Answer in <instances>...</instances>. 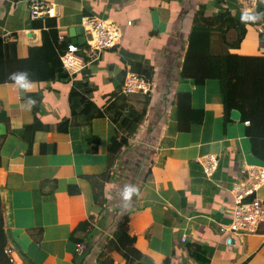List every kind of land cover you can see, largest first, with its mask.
Listing matches in <instances>:
<instances>
[{
    "label": "crops",
    "instance_id": "obj_1",
    "mask_svg": "<svg viewBox=\"0 0 264 264\" xmlns=\"http://www.w3.org/2000/svg\"><path fill=\"white\" fill-rule=\"evenodd\" d=\"M44 1L54 10L50 19L58 37L71 39L70 44H85V33L80 45L81 35L71 38L69 30L81 28L82 18L89 16L119 24L123 38L118 47L102 51L97 62L68 83L33 82L23 94L12 82L0 84V214L22 251L21 256L16 250L7 251L11 263L73 264L76 252L69 237L93 213L92 185L107 169L115 123L96 118L90 125L74 124L72 84L87 82L96 87L91 101L104 109L123 78L141 65L153 72L146 116L112 169L113 181L105 187L107 216L95 226L93 247L83 264H124L117 253L99 255L105 242L94 248V238L111 239L116 221L125 214L134 247L141 254L140 264L165 260L170 264H264V224L254 235L221 232L231 223L228 192L240 171L248 165L264 168L262 158L253 155L248 123L240 119L238 107L224 113L218 81L180 77L189 33L200 9L205 18L227 10L246 24L242 42L229 53L264 57V31L259 32L264 25V0ZM246 15L258 18L248 20ZM33 24L29 0H0V40L6 35L14 38L7 44L17 59L41 46L44 28H33ZM227 36L232 41L234 32ZM29 98L36 101L31 110L24 104ZM128 98L136 110L142 108L145 96ZM63 121L69 127H60ZM91 137L97 138L96 146L89 145ZM259 152L263 156L264 145ZM205 155L218 159L211 181L198 163ZM124 181L135 189L127 200L119 186ZM258 195L264 201V186ZM230 243L234 248H229Z\"/></svg>",
    "mask_w": 264,
    "mask_h": 264
},
{
    "label": "trees",
    "instance_id": "obj_2",
    "mask_svg": "<svg viewBox=\"0 0 264 264\" xmlns=\"http://www.w3.org/2000/svg\"><path fill=\"white\" fill-rule=\"evenodd\" d=\"M212 1L220 3L223 0ZM203 10L200 9L199 14H195L180 77L182 80L218 81L224 113L235 107L242 111L240 119L248 123L246 133L252 144L253 155L264 161V154L261 156L259 152L261 145H264V57H246L229 53V49L238 48L242 42L246 24L235 19L227 10H222L210 18L203 16ZM33 22V28L41 29L42 26L44 28L42 43L39 47L30 48L26 58L17 59L13 47L0 40V84L10 83V74L20 71L28 72L32 82H70L74 75H68L63 69L59 55L67 49L71 39L60 43L55 22L50 18ZM224 26L226 27L223 29ZM230 30L234 32L232 41L227 36ZM136 74L150 81L153 72L150 67L138 65ZM123 82L124 78L118 92L112 94L113 101L104 109H98L91 101L96 87L87 82L72 84L71 87L70 109L71 121L74 124L90 125L96 118H108L115 123V134L107 148V169L94 179L92 185L96 202L93 213L85 221L80 222L69 237L75 249L77 245L85 246L81 254H74L73 264H83L93 247L90 242L97 233L95 226L105 220L108 212L105 187L107 183L113 181L112 169L119 159L121 150L127 146L128 140L132 138L146 116L149 95L145 96L142 108L136 110L129 98L122 94ZM39 97L40 95L36 96ZM76 120L80 122H75ZM60 127L66 128L69 124L63 121ZM96 139L91 137L88 140L89 145L96 146L98 143ZM90 151L95 152L94 149ZM119 186L121 192H125L128 187L123 183ZM99 197L102 200H98ZM104 239L106 241L94 238V248L105 242L100 247L99 255L104 252L117 253L124 260V264H140L141 254L134 247L133 237L129 234L127 214L116 221L112 238ZM12 249L21 256L22 251L19 250L12 234L5 228L0 214V264H12L7 254V251ZM24 262L27 264L29 260ZM163 264H170V261L165 260Z\"/></svg>",
    "mask_w": 264,
    "mask_h": 264
},
{
    "label": "built area",
    "instance_id": "obj_3",
    "mask_svg": "<svg viewBox=\"0 0 264 264\" xmlns=\"http://www.w3.org/2000/svg\"><path fill=\"white\" fill-rule=\"evenodd\" d=\"M54 17V10L44 0H29V19L35 21ZM127 22V25H130ZM82 28L85 33V44L78 47L69 44L67 49L59 55L63 69L72 76L98 61L102 51L118 47L122 43L123 32L119 24L111 20H103L94 16L82 18ZM264 31L261 25L259 32ZM14 38L11 35L2 37V42L7 44ZM61 43L63 36L58 37ZM151 85L144 77L136 73H128L122 86V94L126 97L150 93ZM204 177L211 181L218 166V159L214 155H205L198 159ZM264 186V168L248 165L240 171V178L232 184L229 190L232 208L231 223L222 227V233H230L237 236L254 235L264 224V201L258 193ZM234 248V244L229 245ZM82 245H77L75 252L81 254ZM10 253V252H8ZM114 264V263H113Z\"/></svg>",
    "mask_w": 264,
    "mask_h": 264
},
{
    "label": "clouds",
    "instance_id": "obj_4",
    "mask_svg": "<svg viewBox=\"0 0 264 264\" xmlns=\"http://www.w3.org/2000/svg\"><path fill=\"white\" fill-rule=\"evenodd\" d=\"M244 18L248 20H255L258 17L255 15H246ZM9 80L12 82L14 87H16L18 90L21 91V94L29 91L33 83L32 80H30L29 78L28 72L26 71L14 72L10 74ZM35 103L36 101L32 98H29L26 101H24V104L28 110H31V108L35 105ZM134 190L135 189L133 187L128 186L124 192V199L127 200Z\"/></svg>",
    "mask_w": 264,
    "mask_h": 264
},
{
    "label": "water",
    "instance_id": "obj_5",
    "mask_svg": "<svg viewBox=\"0 0 264 264\" xmlns=\"http://www.w3.org/2000/svg\"><path fill=\"white\" fill-rule=\"evenodd\" d=\"M77 34L81 35V40H82L83 42H81L80 45H83V44H84V37H82V36L84 35V30H83V28L81 27V28H79V29H75V28H74V29H70V30H69V36H70L71 38H74L75 35H77ZM73 44H76V42L73 41Z\"/></svg>",
    "mask_w": 264,
    "mask_h": 264
},
{
    "label": "rangeland",
    "instance_id": "obj_6",
    "mask_svg": "<svg viewBox=\"0 0 264 264\" xmlns=\"http://www.w3.org/2000/svg\"><path fill=\"white\" fill-rule=\"evenodd\" d=\"M131 102H134L133 100H131ZM140 104H141V102H139ZM126 187L128 186V183H127V181H124V183H123ZM107 206H108V204H107ZM108 208H109V206H108ZM118 215H113V216H111L112 218H115V217H117ZM114 222H115V220H114Z\"/></svg>",
    "mask_w": 264,
    "mask_h": 264
}]
</instances>
